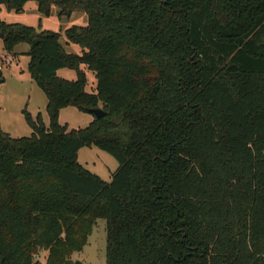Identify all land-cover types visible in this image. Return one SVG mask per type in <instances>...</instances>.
Masks as SVG:
<instances>
[{"label":"trees","instance_id":"obj_1","mask_svg":"<svg viewBox=\"0 0 264 264\" xmlns=\"http://www.w3.org/2000/svg\"><path fill=\"white\" fill-rule=\"evenodd\" d=\"M86 14L60 35L0 22L6 54L28 46L48 126L0 128V264L72 261L98 219L105 264H264V0H0ZM61 69L75 72L68 81ZM85 70L96 84L87 90ZM102 119L82 129L60 110ZM118 163L107 183L77 161Z\"/></svg>","mask_w":264,"mask_h":264},{"label":"rangeland","instance_id":"obj_2","mask_svg":"<svg viewBox=\"0 0 264 264\" xmlns=\"http://www.w3.org/2000/svg\"><path fill=\"white\" fill-rule=\"evenodd\" d=\"M0 22L6 24H20L32 27L38 31H49L60 35L59 42L67 53L79 55L81 49L68 43L64 31L72 26H86V14L72 13L70 16H59L58 10L52 8L48 16L38 11L35 1L26 2L21 12L7 11L4 7L0 10ZM28 46L18 45L15 55L6 54L0 40V128L12 138L29 137L31 128L27 125L23 111L33 119L38 115L42 122L48 126L46 112L47 100L36 86L28 71L29 57L26 55ZM5 58H10V64H5ZM87 77V90L95 88V78L92 72L85 70ZM57 76L68 81L76 79L75 72L61 69ZM91 114L83 113L75 108L67 107L60 110L58 123L66 125L67 130L85 128L93 121ZM78 163L87 171L97 176L104 182L111 180L112 174L117 170L118 163L109 154L95 148L83 147L78 151ZM106 231L105 221L96 220L87 242L80 252L71 255L72 261L83 264H105ZM45 252H41L38 259L43 263Z\"/></svg>","mask_w":264,"mask_h":264},{"label":"water","instance_id":"obj_3","mask_svg":"<svg viewBox=\"0 0 264 264\" xmlns=\"http://www.w3.org/2000/svg\"><path fill=\"white\" fill-rule=\"evenodd\" d=\"M1 83H2V80H0V84ZM88 112L97 120L102 119L105 116V112H103V110L100 108L91 109V110H88Z\"/></svg>","mask_w":264,"mask_h":264},{"label":"built area","instance_id":"obj_4","mask_svg":"<svg viewBox=\"0 0 264 264\" xmlns=\"http://www.w3.org/2000/svg\"><path fill=\"white\" fill-rule=\"evenodd\" d=\"M11 61L12 60L10 58H5V60H4L5 64H10ZM0 70H1V67H0Z\"/></svg>","mask_w":264,"mask_h":264},{"label":"crops","instance_id":"obj_5","mask_svg":"<svg viewBox=\"0 0 264 264\" xmlns=\"http://www.w3.org/2000/svg\"><path fill=\"white\" fill-rule=\"evenodd\" d=\"M46 255H44V258H45ZM42 263V262H41ZM42 264H45L44 260H43V263Z\"/></svg>","mask_w":264,"mask_h":264}]
</instances>
